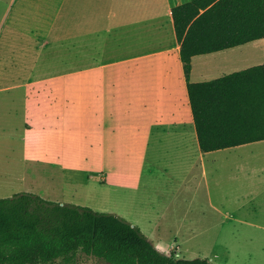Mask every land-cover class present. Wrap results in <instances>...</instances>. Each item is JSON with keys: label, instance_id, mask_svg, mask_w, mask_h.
Wrapping results in <instances>:
<instances>
[{"label": "crops", "instance_id": "1", "mask_svg": "<svg viewBox=\"0 0 264 264\" xmlns=\"http://www.w3.org/2000/svg\"><path fill=\"white\" fill-rule=\"evenodd\" d=\"M189 1L0 0V94L22 95L24 156L53 160L97 197L48 199L120 215L184 258L237 191H264V139L201 148L173 15ZM263 63L261 38L195 55L190 78Z\"/></svg>", "mask_w": 264, "mask_h": 264}, {"label": "trees", "instance_id": "2", "mask_svg": "<svg viewBox=\"0 0 264 264\" xmlns=\"http://www.w3.org/2000/svg\"><path fill=\"white\" fill-rule=\"evenodd\" d=\"M201 148L264 139V63L191 81L195 55L264 38V0H190L173 8ZM216 264L160 251L126 218L34 192L0 197V264Z\"/></svg>", "mask_w": 264, "mask_h": 264}, {"label": "rangeland", "instance_id": "3", "mask_svg": "<svg viewBox=\"0 0 264 264\" xmlns=\"http://www.w3.org/2000/svg\"><path fill=\"white\" fill-rule=\"evenodd\" d=\"M44 72L45 63L39 62L35 76ZM8 97L7 92L0 94V197L27 191L46 199L65 197L84 202L91 198L95 201L96 190L77 187L69 180L73 175L71 171H63L59 165L51 163L53 160L24 156L22 95L19 94L12 103L5 101ZM237 193L241 200L227 202L225 222L220 223L219 228L211 229L207 238L200 239L201 243L197 245L200 253L193 258H207L216 264H264V191L258 190L260 196L256 199L247 195L250 191L246 188ZM80 262L111 264L93 257H83Z\"/></svg>", "mask_w": 264, "mask_h": 264}]
</instances>
